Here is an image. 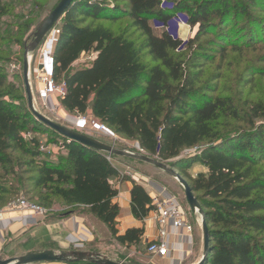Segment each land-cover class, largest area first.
Segmentation results:
<instances>
[{"label":"trees","instance_id":"16d2710c","mask_svg":"<svg viewBox=\"0 0 264 264\" xmlns=\"http://www.w3.org/2000/svg\"><path fill=\"white\" fill-rule=\"evenodd\" d=\"M261 3L264 0H73L56 25L53 77L65 83L61 106L69 113H88L115 133L136 140L141 150L188 182L210 231L203 264H264V126L255 127L250 119L249 129L221 137L218 119H238L239 113L229 98L214 96V89L201 81L202 65L233 43L226 30L232 19L246 18L249 9ZM179 13L197 27L185 45L166 29L157 34L151 24L154 20L166 28ZM7 14L0 0V28ZM121 19L130 22L118 33L102 24ZM31 23L32 18L25 20L11 34L17 45ZM183 46L190 51L186 57L175 54ZM88 52L95 53L91 62L73 68ZM19 89L0 67V206L13 193L6 179L11 175L20 190L24 183L38 189L29 201L38 198L51 207L59 198L67 205L87 207L119 244H139L144 228L124 233L117 228L118 189L110 179L119 176L118 168L105 153L47 129L18 103ZM250 109L254 118L264 116L260 105ZM39 127L56 137L48 142L61 150L56 161L45 157L30 134ZM130 205L140 221L154 210L152 198L137 183L132 184Z\"/></svg>","mask_w":264,"mask_h":264},{"label":"rangeland","instance_id":"374dc122","mask_svg":"<svg viewBox=\"0 0 264 264\" xmlns=\"http://www.w3.org/2000/svg\"><path fill=\"white\" fill-rule=\"evenodd\" d=\"M36 1L38 2V7L33 5V0H2L8 14L3 19V24L0 28V67L8 75V79L15 84L16 87L20 88L17 93L22 99H20L18 103H20L21 106H25L27 109L28 107L22 77L24 45H27L32 41V35L36 27L59 2V0ZM165 4L168 5L167 2ZM262 5H264V3H261L260 7L255 6L250 8L246 18L241 16L238 19H232L229 29L226 30H229L228 36H230V40H233V43L227 45L226 51L222 54L214 52L213 59L202 65L201 81L214 89L212 93L214 96L229 98L239 113L238 119L221 116L215 123L216 129L220 130L219 133L221 137L231 132L233 133L249 129L250 127L247 124V121L250 119H253L255 127L264 126V116L254 118L250 109L254 104H258L264 111V7H262ZM179 14L180 16L174 17L168 23L166 28H164L161 23L154 20L151 24L153 30L157 34L166 29L174 38H180L183 40V45H185L188 40L194 37L197 27H191L187 24L188 16L185 13ZM29 18H32L31 27L27 29L26 33L20 39L21 45H17L16 41L11 38V34L17 32L18 25L25 22V20L27 21ZM129 22L130 20L128 19H121L114 23L104 21L102 24L109 27L114 33H118L126 28L129 25ZM129 32L133 33L134 36L138 34L134 29H129ZM41 46L31 55L32 61L30 69L33 79L35 76V68L40 57ZM179 52L183 53V57H186L190 51L183 46L179 51H176L175 54H178ZM94 56L95 53L93 52L82 54L73 64V68L87 65L91 62ZM31 57L29 60H31ZM33 97L36 108L48 118L69 128L95 137L99 141L113 145L116 148L147 154L140 149L136 140L117 134L109 127L105 132H96L85 127H80L76 125L75 122V118L78 115L77 113H69L63 107L56 112H52V106H49V111L40 106L36 94H33ZM84 115L89 114L87 113ZM30 134L39 141L40 145L43 144V146H48L47 148L45 147L46 150L42 151L45 153V157L51 158L53 155H56L61 151L57 145L48 143L50 140H56V137L49 133L47 129L39 127L38 131H31ZM14 156H18V153L16 152ZM117 158L128 160L125 162H127L128 166L132 169V174L134 173L135 170L133 165H137L135 162L139 161L120 157ZM56 159L57 158L55 157V160ZM2 173L3 172H1V174ZM163 177L169 182H172V186H175L176 192L174 195L180 207L185 213L187 219L193 224L194 230L196 228L198 230V235L201 236L199 224L200 217L197 214L192 213L186 202L182 187L174 178L164 172ZM6 179L13 187V193H10L5 197L6 203H10L11 201L20 198L27 199L30 195H36L38 192V189H32L30 184L26 183H24V191L20 190L15 185L16 182L11 175L6 176ZM166 185L170 187L169 184ZM34 203L45 207L49 213L50 206L48 204L45 202L42 203L38 198L34 199ZM148 244L149 243H145L141 248H138V254L134 256H130V246L127 245L115 243V249L112 247V250H115L113 252L116 253V257H118L117 259L134 261L136 258H141V261H144L145 258H152V256L147 253Z\"/></svg>","mask_w":264,"mask_h":264},{"label":"crops","instance_id":"0c3cea01","mask_svg":"<svg viewBox=\"0 0 264 264\" xmlns=\"http://www.w3.org/2000/svg\"><path fill=\"white\" fill-rule=\"evenodd\" d=\"M34 86L37 87L38 84L34 83ZM55 102L54 97L48 99L49 104ZM55 157L53 155L51 159L56 161ZM114 158L120 163L117 166L119 170L128 165L125 162L128 160ZM135 163L137 165H133L135 171L131 176H114L110 179L111 184L118 189L114 202L119 206L116 219L119 233L130 228H144L145 231L139 244L127 245L130 246V256L138 254L137 249L143 244L157 241L160 228L153 212L142 221L133 217L130 205L132 184H140L152 199L175 196L176 192L173 183L163 177L161 170L147 163ZM8 204L0 206V258H11L33 250H89L118 258L113 252L115 250H112L118 242L87 207L67 205L56 198L49 213L40 217L30 210L10 209ZM163 240L168 249L165 257L155 256L151 259L145 258L144 261L136 258L134 261L140 264H192L200 255L201 236L196 228L190 235L184 229H174L168 224Z\"/></svg>","mask_w":264,"mask_h":264},{"label":"water","instance_id":"95a60500","mask_svg":"<svg viewBox=\"0 0 264 264\" xmlns=\"http://www.w3.org/2000/svg\"><path fill=\"white\" fill-rule=\"evenodd\" d=\"M73 0H59L56 6L36 27L32 41L25 45L22 59V77L26 95L27 107L34 118L47 129L56 132L67 141L79 143L89 149L105 154L132 159L150 164L174 178L183 189L187 204L193 214H197L201 229V252L197 260L192 264H203L209 251L210 231L205 219V213L188 182L179 173L166 163L161 162L149 154L119 149L113 145L103 143L95 137L89 136L72 128H69L55 120L47 118L35 109L32 88L30 84V57L43 43L47 33L54 28L63 17L65 11ZM140 264L136 261L111 258L103 253L89 250H33L11 258H0V264Z\"/></svg>","mask_w":264,"mask_h":264},{"label":"built area","instance_id":"2783aa9c","mask_svg":"<svg viewBox=\"0 0 264 264\" xmlns=\"http://www.w3.org/2000/svg\"><path fill=\"white\" fill-rule=\"evenodd\" d=\"M179 16L180 15L178 14L177 17ZM58 34L59 29L55 26L45 36L40 48V57L35 68L34 79L33 75L31 76L30 69V84L32 88V94H36L42 108L50 111L49 106H52V112H56L57 110H60L62 108L60 101L66 91L65 83H57L53 77L55 64L54 45L57 40ZM31 61L32 57L30 60V64ZM34 83H37L38 86L35 87ZM51 97H54L56 100L53 105H50L48 103V99ZM75 122L76 125L80 127H85L96 132H105L108 129L105 124L91 117L90 115L78 114L75 118ZM29 136L30 134L25 135V137ZM45 147L47 148L48 146H43V144H41L40 150H46ZM106 155V158L109 162L114 164L116 167L120 165V163L114 158V156L108 154ZM131 175L132 169L128 165H124L122 167V170H119L120 177ZM152 204L154 206V210L152 211L154 219L160 227L159 238L157 239V241L148 244L147 253L152 257H165L168 252L167 246L163 240L166 235V226L170 224L174 229L182 228L190 235L193 233L194 227L193 224L187 219L175 196H170L167 198H154L152 199ZM8 207L10 209L30 210L40 217H45L48 214V211L45 207L40 206L25 198L11 201L8 204Z\"/></svg>","mask_w":264,"mask_h":264},{"label":"bare ground","instance_id":"6f19581e","mask_svg":"<svg viewBox=\"0 0 264 264\" xmlns=\"http://www.w3.org/2000/svg\"><path fill=\"white\" fill-rule=\"evenodd\" d=\"M34 107H35L36 110H38V109L36 108V106H35V103H34ZM38 111H39V110H38ZM39 112H40V111H39ZM43 115H44V114H43ZM46 117H47V116H46ZM47 118H48V117H47Z\"/></svg>","mask_w":264,"mask_h":264}]
</instances>
